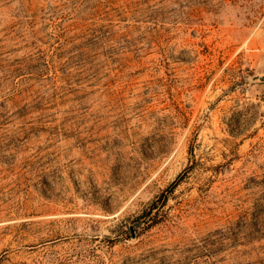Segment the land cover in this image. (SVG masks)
<instances>
[{
	"label": "rangeland",
	"instance_id": "rangeland-1",
	"mask_svg": "<svg viewBox=\"0 0 264 264\" xmlns=\"http://www.w3.org/2000/svg\"><path fill=\"white\" fill-rule=\"evenodd\" d=\"M0 264H264V0H0Z\"/></svg>",
	"mask_w": 264,
	"mask_h": 264
},
{
	"label": "trees",
	"instance_id": "trees-1",
	"mask_svg": "<svg viewBox=\"0 0 264 264\" xmlns=\"http://www.w3.org/2000/svg\"><path fill=\"white\" fill-rule=\"evenodd\" d=\"M178 184V181H173L166 189L162 190L158 195L155 196L154 199H152L148 205L142 210V212L135 217V221L138 224L137 226L140 228H145L146 226L151 225L153 222H156L158 212L152 213L153 209H159L162 208L172 190L174 187Z\"/></svg>",
	"mask_w": 264,
	"mask_h": 264
}]
</instances>
